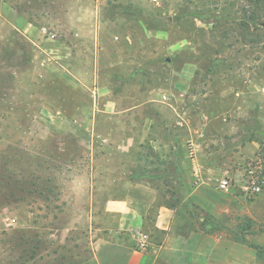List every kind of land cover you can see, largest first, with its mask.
<instances>
[{
    "label": "rangeland",
    "instance_id": "374dc122",
    "mask_svg": "<svg viewBox=\"0 0 264 264\" xmlns=\"http://www.w3.org/2000/svg\"><path fill=\"white\" fill-rule=\"evenodd\" d=\"M144 129L127 167L172 184L163 202L216 233L219 264H264V190L214 217L183 202L192 173L166 151L204 132L220 176L232 158L264 186V0H0V264L83 244L86 183Z\"/></svg>",
    "mask_w": 264,
    "mask_h": 264
},
{
    "label": "crops",
    "instance_id": "0c3cea01",
    "mask_svg": "<svg viewBox=\"0 0 264 264\" xmlns=\"http://www.w3.org/2000/svg\"><path fill=\"white\" fill-rule=\"evenodd\" d=\"M149 131L142 130L140 137L129 134L121 138L124 140L118 146L120 157L99 162L95 178L86 183L87 228L83 244L61 237L52 244L51 257L39 256L25 264H219L218 256L226 252V247L216 233L206 231L204 221L198 222L183 205H164L163 188L168 184L155 177L152 170L140 169L145 174L142 172L138 177L137 167L132 170L127 167L126 156L131 151L135 153L130 145L137 139L143 142ZM205 135L203 132L185 138L174 136L172 148L166 151L170 155L176 153L181 163L186 159L188 168L185 165L180 170L184 174L192 173L191 178H185V185L191 189L183 202L190 201L212 216L220 217L222 211L230 213L237 201L232 195L217 190L214 181L225 175L236 178L232 168L235 161L227 158L225 175L220 176L208 163L217 154L209 146L213 139L208 142ZM151 142L155 152L164 155L159 139L152 138ZM171 186L168 185L170 189ZM221 199H228V206L222 207ZM140 230L150 237V247L145 252L135 248L134 234ZM65 250L67 257L63 255Z\"/></svg>",
    "mask_w": 264,
    "mask_h": 264
},
{
    "label": "built area",
    "instance_id": "2783aa9c",
    "mask_svg": "<svg viewBox=\"0 0 264 264\" xmlns=\"http://www.w3.org/2000/svg\"><path fill=\"white\" fill-rule=\"evenodd\" d=\"M217 188L220 192L230 195L236 189H240L242 195L247 198H257L263 192V181L257 176L255 169H249L241 180L225 175L217 180ZM135 248L145 252L150 247V237L144 231H137L134 234Z\"/></svg>",
    "mask_w": 264,
    "mask_h": 264
},
{
    "label": "trees",
    "instance_id": "16d2710c",
    "mask_svg": "<svg viewBox=\"0 0 264 264\" xmlns=\"http://www.w3.org/2000/svg\"><path fill=\"white\" fill-rule=\"evenodd\" d=\"M253 19H255V18H253ZM255 21V20H254ZM253 21V22H254ZM242 27H243V25H242ZM178 203L180 202V201H177ZM189 202V201H188ZM164 205H167L168 207H176V205L175 204H170V203H165V202H162ZM179 206V205H178ZM193 215V214H192ZM203 224H205V222H203Z\"/></svg>",
    "mask_w": 264,
    "mask_h": 264
}]
</instances>
